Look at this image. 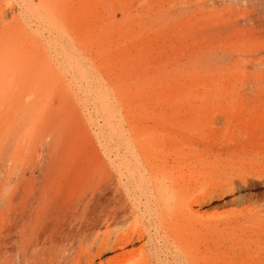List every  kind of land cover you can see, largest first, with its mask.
Returning <instances> with one entry per match:
<instances>
[{
  "label": "rangeland",
  "instance_id": "obj_1",
  "mask_svg": "<svg viewBox=\"0 0 264 264\" xmlns=\"http://www.w3.org/2000/svg\"><path fill=\"white\" fill-rule=\"evenodd\" d=\"M0 10V264H264V0Z\"/></svg>",
  "mask_w": 264,
  "mask_h": 264
},
{
  "label": "bare ground",
  "instance_id": "obj_2",
  "mask_svg": "<svg viewBox=\"0 0 264 264\" xmlns=\"http://www.w3.org/2000/svg\"><path fill=\"white\" fill-rule=\"evenodd\" d=\"M3 0H0V3L2 2ZM9 10H0V20L2 19V14L7 12Z\"/></svg>",
  "mask_w": 264,
  "mask_h": 264
}]
</instances>
